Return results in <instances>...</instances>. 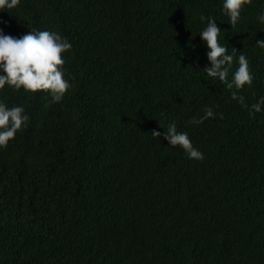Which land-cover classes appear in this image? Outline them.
Listing matches in <instances>:
<instances>
[{
    "label": "trees",
    "instance_id": "16d2710c",
    "mask_svg": "<svg viewBox=\"0 0 264 264\" xmlns=\"http://www.w3.org/2000/svg\"><path fill=\"white\" fill-rule=\"evenodd\" d=\"M263 2L235 26L223 0H22L0 12L6 33L50 28L73 45L61 101L0 90L30 117L0 146V264H264V112L205 76L198 34L214 16L228 49L256 60L238 90L251 104L264 95ZM208 106L216 115L192 123ZM171 121L203 160L152 134Z\"/></svg>",
    "mask_w": 264,
    "mask_h": 264
},
{
    "label": "clouds",
    "instance_id": "9594fccd",
    "mask_svg": "<svg viewBox=\"0 0 264 264\" xmlns=\"http://www.w3.org/2000/svg\"><path fill=\"white\" fill-rule=\"evenodd\" d=\"M21 3L22 0H0V12L14 9ZM251 3L252 0H223L222 14L225 21L228 16L231 26L237 25L242 19L244 9ZM263 4L264 2L257 15L261 23H264ZM171 5L172 2L169 3V6ZM201 19L207 23L198 34L207 46L206 54L211 62L205 67L202 66L205 76L213 81L219 79L223 82L232 90V98L247 108L250 114L264 112V95L249 104L245 96L238 91L246 85L252 86L255 73L251 68V62L256 60L243 51L236 54L235 46L228 49V45L222 42V27L214 16L202 15ZM241 31L242 36L239 40L245 45L248 32L245 27L241 28ZM254 36L256 38V33ZM255 42L264 48V38L256 39ZM72 47L66 36L50 28H31L21 35L6 33L0 28V90L6 86L32 93L46 90L52 101H61L72 86L65 69V66L69 65L67 63L69 57L66 58L65 53ZM193 63L196 61L193 60ZM215 115L213 108L208 106L203 115L193 116L191 122L199 124ZM29 119L22 104L10 106L0 99V146H7L10 140L15 138L18 130L26 126ZM162 127L163 133L159 129H153L152 134L158 137L163 135L169 144L180 146L191 159L205 158L204 152L194 144L189 132L179 129L175 121L169 122L167 127Z\"/></svg>",
    "mask_w": 264,
    "mask_h": 264
}]
</instances>
